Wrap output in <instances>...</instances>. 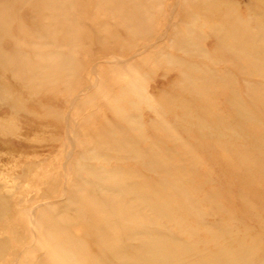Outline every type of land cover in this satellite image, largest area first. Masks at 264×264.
I'll list each match as a JSON object with an SVG mask.
<instances>
[{
  "label": "rangeland",
  "instance_id": "obj_1",
  "mask_svg": "<svg viewBox=\"0 0 264 264\" xmlns=\"http://www.w3.org/2000/svg\"><path fill=\"white\" fill-rule=\"evenodd\" d=\"M0 264H264V0H0Z\"/></svg>",
  "mask_w": 264,
  "mask_h": 264
}]
</instances>
